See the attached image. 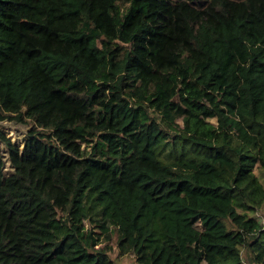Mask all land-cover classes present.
Wrapping results in <instances>:
<instances>
[{"label":"trees","instance_id":"trees-1","mask_svg":"<svg viewBox=\"0 0 264 264\" xmlns=\"http://www.w3.org/2000/svg\"><path fill=\"white\" fill-rule=\"evenodd\" d=\"M0 120V264H264V0H0Z\"/></svg>","mask_w":264,"mask_h":264},{"label":"rangeland","instance_id":"rangeland-1","mask_svg":"<svg viewBox=\"0 0 264 264\" xmlns=\"http://www.w3.org/2000/svg\"><path fill=\"white\" fill-rule=\"evenodd\" d=\"M29 127L30 123L19 124L10 120H0V130H4L9 137H11L14 141L20 144L23 143V139L25 137L24 135L26 134V131L29 129ZM257 213L256 216L264 225V209L258 211ZM109 244L112 247L110 251V256L115 260L117 264H138L136 262V256L134 255V253H128L125 255H121L119 253L115 237L109 242ZM243 257L246 260V263L249 264L245 252H243Z\"/></svg>","mask_w":264,"mask_h":264},{"label":"built area","instance_id":"built-area-1","mask_svg":"<svg viewBox=\"0 0 264 264\" xmlns=\"http://www.w3.org/2000/svg\"><path fill=\"white\" fill-rule=\"evenodd\" d=\"M258 214V213H257Z\"/></svg>","mask_w":264,"mask_h":264}]
</instances>
